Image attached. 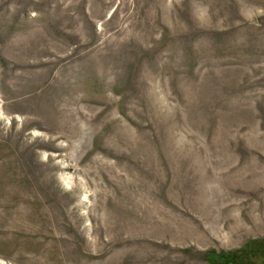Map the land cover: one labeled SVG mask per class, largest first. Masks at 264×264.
<instances>
[{
  "label": "rangeland",
  "instance_id": "374dc122",
  "mask_svg": "<svg viewBox=\"0 0 264 264\" xmlns=\"http://www.w3.org/2000/svg\"><path fill=\"white\" fill-rule=\"evenodd\" d=\"M0 264H264V0H0Z\"/></svg>",
  "mask_w": 264,
  "mask_h": 264
}]
</instances>
